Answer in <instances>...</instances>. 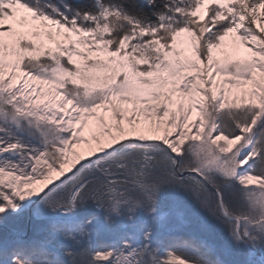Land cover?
Here are the masks:
<instances>
[{
  "label": "snow or ice",
  "instance_id": "snow-or-ice-1",
  "mask_svg": "<svg viewBox=\"0 0 264 264\" xmlns=\"http://www.w3.org/2000/svg\"><path fill=\"white\" fill-rule=\"evenodd\" d=\"M0 264H264V0H0Z\"/></svg>",
  "mask_w": 264,
  "mask_h": 264
}]
</instances>
